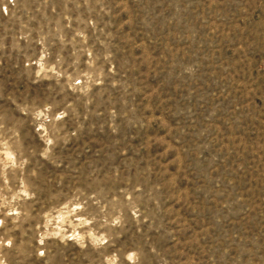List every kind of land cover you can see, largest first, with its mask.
<instances>
[{"label": "rangeland", "instance_id": "obj_1", "mask_svg": "<svg viewBox=\"0 0 264 264\" xmlns=\"http://www.w3.org/2000/svg\"><path fill=\"white\" fill-rule=\"evenodd\" d=\"M0 264H264V0H0Z\"/></svg>", "mask_w": 264, "mask_h": 264}]
</instances>
